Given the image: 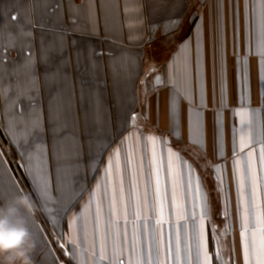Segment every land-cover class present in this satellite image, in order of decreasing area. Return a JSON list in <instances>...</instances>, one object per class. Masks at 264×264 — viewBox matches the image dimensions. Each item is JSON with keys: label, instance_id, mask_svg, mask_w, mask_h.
I'll return each mask as SVG.
<instances>
[{"label": "crops", "instance_id": "0c3cea01", "mask_svg": "<svg viewBox=\"0 0 264 264\" xmlns=\"http://www.w3.org/2000/svg\"><path fill=\"white\" fill-rule=\"evenodd\" d=\"M258 12L255 0H0V124L20 165L0 137V195L31 196L33 264H77L53 234L82 242L86 264L114 242L126 260L133 244L195 257L202 215L207 251L244 264L245 207L249 228L264 211Z\"/></svg>", "mask_w": 264, "mask_h": 264}, {"label": "snow or ice", "instance_id": "6c2138e0", "mask_svg": "<svg viewBox=\"0 0 264 264\" xmlns=\"http://www.w3.org/2000/svg\"><path fill=\"white\" fill-rule=\"evenodd\" d=\"M256 5L259 8L258 12V46H257V55L261 57V63L264 64V0H255ZM13 20L16 19L15 16L12 17ZM31 23V21H28ZM173 24L176 21H172ZM153 28L156 25L152 26ZM20 35L22 37H29L31 36V32H23L21 31ZM62 43V38H61ZM3 61V57L0 56V62ZM32 65V57L29 55L24 62L23 67L31 68ZM261 80H264V75L261 76ZM157 81H159V77H157ZM32 84H35V77H32ZM26 91H21L20 95H26ZM241 115V123L244 124V117L247 114V110L241 108L239 111ZM135 120V116L132 117ZM36 123L38 126V116L36 117ZM241 132L243 133V127L241 128ZM127 139V138H125ZM147 139L151 140L153 144L155 143V137H148ZM248 143H251V137L248 138L247 142L245 140L244 135L241 136L240 141V149L241 151L247 146ZM256 149L253 147L248 152V162L249 166H251V162L253 160V156ZM235 154V151H234ZM114 156L119 157V150L114 153ZM155 156V153H154ZM29 164L28 167H32L31 164V156H29ZM259 159L262 165H264V142L261 143L259 149ZM3 160V153L0 152V166L4 165ZM111 158L109 160V166L106 169V173H111ZM169 169H171V159L169 160ZM35 179L37 184L42 186L45 191L48 190V181H47V174L46 170L43 168V162H40L38 170L35 174ZM159 183L157 179V184ZM241 187L243 186V179L240 181ZM189 187H191V182L189 180ZM255 177L253 176V199L255 197ZM199 189L197 188V192ZM3 202V196L0 195V203ZM70 210V209H69ZM160 214L163 215V202L161 201L160 206ZM226 214V213H225ZM137 218H139V211L136 213ZM201 220V227L198 233L197 238V251L195 257L192 256L190 246L185 245V249L183 252L180 249L179 243L175 250L171 247H168L164 258L161 259L160 250L157 248L155 257L152 254V249L149 247L145 250L143 247L140 249L139 253H137L135 244H133L130 248L127 260L125 259L124 250L122 245L117 248L115 242L113 243V247L111 253L107 251L105 247H101L99 250L92 251L93 257V264H184L185 260H187V264H212L213 259L218 261V264H224L222 258L219 254H210L206 248V242L204 239L203 233V215L200 217ZM160 221H157L159 223ZM52 223L55 225L56 218L55 216L52 217ZM241 245L243 249V260L244 264H264V211L258 213L255 217V222L252 224L251 228H249V221H248V209L245 207L244 215L242 216L241 222ZM61 239H64L61 236ZM71 244L72 248L69 252L66 253L70 258L76 259L77 264H86V260L81 259L86 255V250L82 246V242L68 239L65 241V244H60L59 247L61 249L65 248L66 245ZM79 249V253L77 252ZM54 251V250H50ZM53 264H55V257L53 260Z\"/></svg>", "mask_w": 264, "mask_h": 264}, {"label": "clouds", "instance_id": "9594fccd", "mask_svg": "<svg viewBox=\"0 0 264 264\" xmlns=\"http://www.w3.org/2000/svg\"><path fill=\"white\" fill-rule=\"evenodd\" d=\"M34 211L28 193L0 203V264H33L31 254L37 245L27 218Z\"/></svg>", "mask_w": 264, "mask_h": 264}, {"label": "built area", "instance_id": "2783aa9c", "mask_svg": "<svg viewBox=\"0 0 264 264\" xmlns=\"http://www.w3.org/2000/svg\"><path fill=\"white\" fill-rule=\"evenodd\" d=\"M261 109H262V111H263V113H264V100H263V102H262V104H261ZM0 137H1V139L3 140V142H4V145H5V152L7 153L8 149L11 150V148H10L9 145L4 141V135H3L2 128H1V124H0ZM12 152H13L12 150H11L10 152H8V153H7V156H8V158L11 160V164L13 163V165L19 170V169H20V165H19L17 162H15V160H14V156H13V153H12ZM19 171H20V170H19ZM53 237H54V241H55V243H57L58 247H59L60 244H65V243L63 242V240H61L60 237H59L57 234H53ZM60 249H61V248H60ZM61 250H62L65 254L68 252V248H67V246H66L65 248L61 249ZM67 257H68V255H67Z\"/></svg>", "mask_w": 264, "mask_h": 264}, {"label": "rangeland", "instance_id": "374dc122", "mask_svg": "<svg viewBox=\"0 0 264 264\" xmlns=\"http://www.w3.org/2000/svg\"><path fill=\"white\" fill-rule=\"evenodd\" d=\"M10 151H11V150H10V149H8L7 153H8V152H10ZM14 160H15V157H14ZM15 162H16V160H15Z\"/></svg>", "mask_w": 264, "mask_h": 264}]
</instances>
